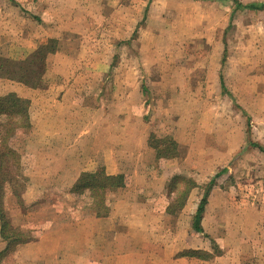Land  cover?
I'll return each mask as SVG.
<instances>
[{
    "label": "crops",
    "instance_id": "0c3cea01",
    "mask_svg": "<svg viewBox=\"0 0 264 264\" xmlns=\"http://www.w3.org/2000/svg\"><path fill=\"white\" fill-rule=\"evenodd\" d=\"M142 1L0 0V97L29 101L31 128L17 150L29 162L23 201L55 199L51 189L75 201L71 188L85 172L126 176L125 186L107 194L102 214L79 206L62 224L39 222L38 237L11 252L37 250L50 234H61L71 242L64 241L60 258L39 254L20 264H264V173L257 174L258 201L238 192L254 182L241 185L232 176L246 154L261 157L256 167L264 172V7L245 6L264 0H237L240 7L236 0ZM216 11L225 22L218 36L209 31ZM167 12L181 15L186 35H168ZM246 13L258 17V29L237 34L244 45L232 54L230 34L252 28L238 20ZM50 40L40 75L30 82L2 76L4 59L24 62ZM200 51L201 59L219 52L217 69L193 80ZM210 73L245 119L227 148L219 144L228 143L231 128L204 118L212 104ZM224 175L229 182L220 181ZM185 180L193 181L189 193L171 208ZM210 182L199 231L194 218ZM7 244L0 218V252Z\"/></svg>",
    "mask_w": 264,
    "mask_h": 264
},
{
    "label": "rangeland",
    "instance_id": "374dc122",
    "mask_svg": "<svg viewBox=\"0 0 264 264\" xmlns=\"http://www.w3.org/2000/svg\"><path fill=\"white\" fill-rule=\"evenodd\" d=\"M143 2L142 0H138ZM142 8V7H141ZM212 8L215 10L217 8L216 5H213ZM211 8V9H212ZM138 10V8H137ZM143 10V8H142ZM222 11V10H221ZM168 16H169V22L171 23V29L168 28V35H178V37H183L184 34V30H183V26H185L182 22V18L181 15L178 13H174V12H167ZM217 21L214 25L210 26V28H212V30L209 28L210 33H213L216 31L217 36L219 34H223V30H224V23H223V12H217ZM219 14V16H218ZM248 13L244 14L242 16V18L238 19L239 22L244 20V22H248L250 25H252V28H248L247 26L245 27H240L242 28L240 32L239 29L237 31H234L230 34V38H231V45H232V54L235 52V50L240 49V45H244L243 43H239V40H236L235 36L240 33H242V37L243 36H248L249 34H253L255 29H258L256 22L258 17H256L255 14H251V15H247ZM262 17L264 18V14L262 15ZM200 21H203L202 17L199 19ZM173 22V24H172ZM228 23V19L226 20V24ZM241 23V22H240ZM259 23V22H258ZM183 24V25H182ZM186 29L188 27H185ZM184 28V29H185ZM191 29V28H189ZM171 30V31H170ZM192 30V29H191ZM264 30V29H263ZM174 33H173V32ZM193 31V30H192ZM208 31V32H209ZM200 33L203 34L201 30H195L192 33ZM207 32V33H208ZM257 34H261V31H259ZM256 34V35H257ZM249 40H251V37L249 38ZM205 45V44H204ZM203 45V46H204ZM202 46V47H203ZM200 47V48H202ZM131 50V48H130ZM205 47H203V51L205 52ZM219 50V49H216ZM215 50V51H216ZM203 52L200 51V56L197 55V59L199 57V71H192L191 75L189 78H194V79H198L199 80V76L204 72V70H209L210 72L213 69H217V66H214V64H217V57H219V52H212V54L209 56V58H205V59H201ZM232 61L236 62L235 59H233ZM208 71V72H209ZM193 79V80H194ZM212 80H214V84H212ZM207 85L209 86V89L213 93V96L211 97L212 99L210 101H208L211 106L208 107L206 110V115H204V118H206V120H210V119H217V121L219 122L217 124V126L219 127H224V126H228L229 128H231L232 132H231V139L228 141V143L223 144L220 143L219 147L221 148H227L229 146H233L234 143L239 139V132H240V127L241 125L244 126L245 123V119L244 117L241 115L243 114L241 111H239L237 108L234 107L233 102H230V98L228 95H224L223 93H221L222 91H219V89H217V81L215 79V75H212L211 73L209 74V77H207L206 79ZM213 87L216 88V91H213ZM206 93V94H208ZM233 93H241V92H233ZM240 101V100H239ZM242 104H245L246 106L248 105L249 102H245V101H240ZM253 109V108H249ZM254 112V110H253ZM229 117L231 118L228 122L224 121L225 119H229ZM252 119L254 120L255 117V112L254 115L251 116ZM191 124V123H190ZM21 131V132H20ZM20 134H16L11 140H10V145L12 148H14L15 150H19L22 147V139L20 136H22L21 133H27L28 131L25 130H20ZM230 143V144H229ZM222 158L221 157H217V162H221ZM261 162V157L256 156L255 154L253 155H245L244 157H242V159H240V161L238 160V162L236 163L235 167H232V176L233 178H236L237 181H239V184L243 185L244 183H246V180H249L250 182H254V186L253 187H241L240 190H238V192L243 191L244 189V196L243 197H247L249 196L250 199H254L255 201H258V199H260L262 191L260 190V192H256L257 189H261L262 186L259 185V183L261 184V181L257 182V180H260V177H257V174L259 173H264L263 170L261 171L260 169L257 170L256 165ZM25 163H29L28 159L27 161H23L21 160V164H22V168H23V175H25L27 177V166H25ZM241 163V165H240ZM242 165H248V170L244 171L242 167ZM229 174V173H228ZM227 174V175H228ZM224 175L220 181L222 183L225 182H229L228 176ZM227 177V180L225 181ZM29 178L27 177V182H28ZM237 190H235L236 193ZM246 191V193H245ZM26 190L22 193V197H24ZM50 193L53 194L55 196V199H37L33 202L30 203H26L25 201H23V205L21 203H19L17 200L12 199V198H8L6 201V209L8 211V215L10 220L13 223V226L22 234H24V236H27L26 234H30V236L32 237L31 240H33L36 236L38 237L39 235V231L36 229L37 224L39 223V226L45 221H48L47 224H50L49 221H51V225L56 226L58 224H62L63 222V218H64V214L68 211H73L75 209H77V207L82 206L83 203H80V200L78 197H76V199L79 200V202L77 200L75 201H67V199L65 200L64 198V193L60 192V191H54V190H50ZM264 194V191H263ZM253 196V198H251ZM81 201L83 202V200L81 199ZM260 202V200H259ZM36 212V213H35ZM78 212V211H77ZM35 213V214H33ZM43 221V222H42ZM248 223V227L251 226V220L248 219L247 220ZM252 227V226H251ZM61 235V234H60ZM56 236V234H50L49 239L48 237L43 241V245H41V247H39V249L37 250H31V249H25V247H22L21 251H15L11 254H7L5 255L3 258H5L6 262H4V264H20L23 261L21 260H17L19 258L21 259H25V260H31L34 257H37L39 254L41 256H45L48 255V257L46 258V260L53 261L56 260L57 257L60 258L61 257V253H62V246L64 245V241L67 242V245H69V243L71 242L70 240H68L67 238H64L62 240H59L61 238V236ZM29 240V241H31ZM75 241L77 242L78 240H72V244L75 243ZM206 242H209V240H207ZM72 253V251H71ZM60 256V257H59ZM30 263V262H29ZM77 264V263H76Z\"/></svg>",
    "mask_w": 264,
    "mask_h": 264
},
{
    "label": "trees",
    "instance_id": "16d2710c",
    "mask_svg": "<svg viewBox=\"0 0 264 264\" xmlns=\"http://www.w3.org/2000/svg\"><path fill=\"white\" fill-rule=\"evenodd\" d=\"M237 5L240 7L236 0ZM249 8L264 7V2L260 4L251 3L245 5ZM52 40L45 45H41L24 62H12L4 59L3 70L7 72L2 76L16 77V74L25 81H32L33 77L41 74L45 69V59L48 51L52 50ZM2 66V65H1ZM1 69V68H0ZM1 76V74H0ZM31 122L29 117L28 99L19 97L15 93H9L0 97V218L1 236L7 240L8 244L0 252V262L4 255L11 253L18 244L32 239L30 234L24 236L11 223L6 209L8 198L17 200L23 205L22 193L27 188V177L23 175L21 156L17 150L11 147L10 140L22 130H30ZM192 180H185V186L178 191V198L170 207L179 206L190 190ZM126 185L125 174L109 175L104 169L95 172H85L81 174L75 185L71 188L75 198L78 197L82 206L90 207L99 214L108 209L106 204L107 194L112 189ZM212 182L204 188L203 197L199 203L197 213L194 218V226L202 231L201 219L207 203V198L211 190ZM83 200V202L81 201ZM78 202L79 200L76 199ZM218 252V251H217Z\"/></svg>",
    "mask_w": 264,
    "mask_h": 264
}]
</instances>
